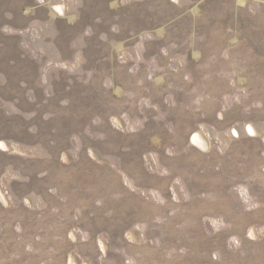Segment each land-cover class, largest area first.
<instances>
[{
	"label": "rangeland",
	"instance_id": "obj_1",
	"mask_svg": "<svg viewBox=\"0 0 264 264\" xmlns=\"http://www.w3.org/2000/svg\"><path fill=\"white\" fill-rule=\"evenodd\" d=\"M0 264H264V0H0Z\"/></svg>",
	"mask_w": 264,
	"mask_h": 264
},
{
	"label": "clouds",
	"instance_id": "obj_2",
	"mask_svg": "<svg viewBox=\"0 0 264 264\" xmlns=\"http://www.w3.org/2000/svg\"><path fill=\"white\" fill-rule=\"evenodd\" d=\"M57 11H59V9H57Z\"/></svg>",
	"mask_w": 264,
	"mask_h": 264
}]
</instances>
